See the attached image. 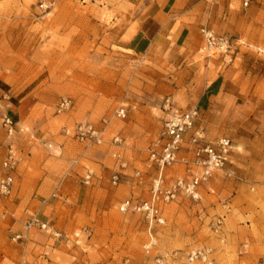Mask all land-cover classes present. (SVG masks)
I'll return each instance as SVG.
<instances>
[{
  "label": "rangeland",
  "instance_id": "obj_1",
  "mask_svg": "<svg viewBox=\"0 0 264 264\" xmlns=\"http://www.w3.org/2000/svg\"><path fill=\"white\" fill-rule=\"evenodd\" d=\"M202 27L228 35L229 53L208 55ZM217 79L224 82L220 96L211 89ZM62 97L71 105L57 112ZM167 98L195 107V126L209 139L230 138L233 152L232 162L201 185V199L163 204L165 222L157 224L119 205L149 197L150 176L140 182L134 172L144 169ZM119 107L124 118L114 114ZM3 114L16 124L11 135ZM85 122L106 126L100 143L73 135ZM116 133L119 144L111 140ZM10 148L18 161L12 194L0 196V264L43 256L47 264H155L169 255L176 264H201L185 258L199 247L211 249L215 264L258 263L264 0H0V174ZM183 168L167 166L166 180ZM43 199L42 215L62 237L33 229L30 239L12 240L23 232L25 209ZM218 216L224 241L213 231Z\"/></svg>",
  "mask_w": 264,
  "mask_h": 264
},
{
  "label": "built area",
  "instance_id": "obj_2",
  "mask_svg": "<svg viewBox=\"0 0 264 264\" xmlns=\"http://www.w3.org/2000/svg\"><path fill=\"white\" fill-rule=\"evenodd\" d=\"M200 31L204 40L203 48L206 51L229 53L232 49L233 41L228 35L217 33L208 27H202ZM70 105L71 99L62 97L56 104V111L61 112L68 109ZM165 107L167 113L163 118L162 128L148 148L144 169H137L134 172V176L140 182L144 175L150 176L149 197L141 200L128 198L119 205L121 212L128 210L138 212L149 222L157 224L165 222L162 211L163 204L177 200L180 197L192 200L201 199V185L209 179L213 172L224 170L232 162L233 152V143L230 138L220 136L209 139L201 127L195 126L197 115L195 107L180 108L173 104L169 98L166 99ZM114 114L119 118H124L126 108L119 107ZM102 122L106 123L107 121L103 119ZM1 123L8 135L15 132L16 124L9 115L3 114ZM105 129L106 126L103 124L78 123L73 128V135L81 141L100 143L103 140ZM66 132L68 133L69 130H66ZM111 140L115 144L121 142V138L117 133L112 136ZM113 156L119 158L120 154L114 152ZM17 161L18 158L15 156L14 150L10 148L2 162L4 171L0 174V196H10L13 192L14 170ZM176 162L183 164V172L167 181L164 170L167 166ZM228 173L230 174V172ZM117 178L116 174L112 176L113 184L117 183ZM261 186L264 189V179ZM250 189L253 190V187H250ZM45 202L46 199H43L38 207L25 209L23 232H15L12 240L24 242L30 239L29 234L33 229H38L57 240L62 237L60 230L50 224V221L42 215L41 205ZM262 217L264 222V212ZM222 224L223 217L218 216L213 222V231L221 241H224ZM153 243L154 240L151 237L143 244L144 250L148 252ZM247 246L248 242L245 240L242 242L239 252H245ZM168 258L166 256L158 257L155 264H176L174 259ZM185 258L188 262L197 261L201 264H215V259L211 256V249L207 247L194 248L185 254ZM47 262L48 260L43 256L42 259L39 258L34 261H27L22 258L18 264H47ZM256 264H264V254L261 255Z\"/></svg>",
  "mask_w": 264,
  "mask_h": 264
},
{
  "label": "crops",
  "instance_id": "obj_3",
  "mask_svg": "<svg viewBox=\"0 0 264 264\" xmlns=\"http://www.w3.org/2000/svg\"><path fill=\"white\" fill-rule=\"evenodd\" d=\"M223 80H215L211 89H213L212 91L214 92V95L218 94V96H220L223 93V87H224V82L222 85ZM217 96V95H216Z\"/></svg>",
  "mask_w": 264,
  "mask_h": 264
},
{
  "label": "bare ground",
  "instance_id": "obj_4",
  "mask_svg": "<svg viewBox=\"0 0 264 264\" xmlns=\"http://www.w3.org/2000/svg\"><path fill=\"white\" fill-rule=\"evenodd\" d=\"M210 54H211V52L209 51V52H208V55H210Z\"/></svg>",
  "mask_w": 264,
  "mask_h": 264
}]
</instances>
